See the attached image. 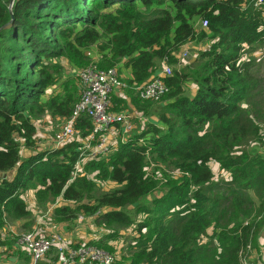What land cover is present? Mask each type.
Segmentation results:
<instances>
[{
  "label": "trees",
  "instance_id": "1",
  "mask_svg": "<svg viewBox=\"0 0 264 264\" xmlns=\"http://www.w3.org/2000/svg\"><path fill=\"white\" fill-rule=\"evenodd\" d=\"M255 1L0 0V227L5 212L29 216L19 194L32 188L66 202L52 209L55 224L94 217L105 232L84 244L117 264H264V5ZM189 44L202 47L179 66ZM92 64L126 85L108 110L144 125L89 156L81 116L78 140L22 158L21 145L36 147L33 118L68 117L78 72ZM165 65L167 92L140 98L136 88ZM122 228L134 234L116 248Z\"/></svg>",
  "mask_w": 264,
  "mask_h": 264
},
{
  "label": "built area",
  "instance_id": "2",
  "mask_svg": "<svg viewBox=\"0 0 264 264\" xmlns=\"http://www.w3.org/2000/svg\"><path fill=\"white\" fill-rule=\"evenodd\" d=\"M256 5H264V0H256ZM206 27V20L202 21ZM184 57L187 51L182 52ZM260 60V57L257 58ZM171 74V68L164 66L147 83L137 87L139 97L158 101L167 92L163 77ZM81 86L79 99L75 102L68 117L63 118V123L57 133L54 134L52 145L57 148L68 142L80 138L81 129L78 125L79 118L86 116L91 121V130L86 137L89 156H98L108 152L110 143L118 132L117 124L125 133L130 129V123L124 113L108 110L111 94L122 87L116 69H99L92 64L78 72ZM95 143L93 146L91 142ZM22 251L30 258L31 264H39L51 251L55 252L52 264H113L114 257L105 249L91 244H79L70 246L65 237L54 232L47 236L38 237L33 232L23 234L19 240Z\"/></svg>",
  "mask_w": 264,
  "mask_h": 264
},
{
  "label": "rangeland",
  "instance_id": "3",
  "mask_svg": "<svg viewBox=\"0 0 264 264\" xmlns=\"http://www.w3.org/2000/svg\"><path fill=\"white\" fill-rule=\"evenodd\" d=\"M198 47L193 44L183 46V50L187 51V56L184 57L182 52L177 54L178 65L181 66L188 59L193 56L195 50ZM264 57V56H263ZM264 63V58L262 60ZM167 66V65H165ZM122 90H118V94H122ZM125 113L128 122L130 123V130L128 132L123 133L121 131L122 128H119L118 132L115 134L116 139L122 138L127 134H130L132 131H136L141 126H143L144 121L137 120L132 116L131 111L123 112ZM33 123L35 126V138H36V147L27 149L21 145L20 153L22 158L29 157L30 155L44 150L45 148H50L51 143L54 140V134L57 133L60 126L63 123V119L61 118H53L49 114L39 115L33 118ZM18 140L20 139L17 137ZM21 140H19L20 142ZM21 143H23L21 141ZM256 149V148H255ZM212 170L218 174L219 168L218 164L215 162L210 163ZM16 174V168L10 170L2 175L7 180H12ZM1 177V174H0ZM113 183H99V191L106 190L108 188L113 187ZM20 189H14L13 191L17 192ZM20 197L25 201L26 207L30 210L29 216L24 218L15 219L12 215L8 216L5 212L4 224L0 227V262H2V258L7 261V258L10 253H15L21 256L23 261H28L23 254L24 251L21 249V245L19 244V238L28 232H33L38 237L47 236L54 232L59 233L61 236L65 237L66 241L69 244H84L90 240L98 238L105 232L104 227H99L94 223V217L87 216L84 213H79L75 220H71L68 222H64L61 224H55L51 219L52 209L60 204H66L63 202L61 198H58L55 202L50 203L49 199H38L35 195L34 189L28 188L19 194ZM69 206H73L72 203H67ZM134 232L130 228H122L119 231V238L114 241V246L119 248L122 244H126L133 236ZM10 246V247H9ZM98 247V246H97ZM100 248V247H99ZM103 249V248H102ZM107 251V250H106ZM54 252V251H53ZM110 253V252H109ZM112 254V253H111ZM55 256V252L53 253ZM115 260L118 261L115 263L121 262V258L117 257V255L112 254ZM253 255H256L253 253ZM252 255V256H253ZM52 256V255H51ZM45 259V258H44ZM43 259V260H44ZM52 259H50L51 261ZM54 260L51 261V264ZM113 262V263H114ZM40 264V263H39ZM41 264H49L47 261H43Z\"/></svg>",
  "mask_w": 264,
  "mask_h": 264
},
{
  "label": "crops",
  "instance_id": "4",
  "mask_svg": "<svg viewBox=\"0 0 264 264\" xmlns=\"http://www.w3.org/2000/svg\"><path fill=\"white\" fill-rule=\"evenodd\" d=\"M121 76L124 77V78H127L130 76V70L129 68H121ZM117 94V93H116ZM139 120H143V119H140ZM124 136H122L123 138ZM2 262H9V263H13V264H31L30 263V259L26 262V261H23L21 259V256L18 254H15V253H10L8 258H7V261L2 258ZM41 264V262H40Z\"/></svg>",
  "mask_w": 264,
  "mask_h": 264
}]
</instances>
